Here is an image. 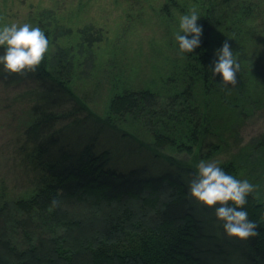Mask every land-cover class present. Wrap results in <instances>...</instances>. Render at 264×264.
Returning <instances> with one entry per match:
<instances>
[{"label":"trees","instance_id":"obj_1","mask_svg":"<svg viewBox=\"0 0 264 264\" xmlns=\"http://www.w3.org/2000/svg\"><path fill=\"white\" fill-rule=\"evenodd\" d=\"M215 12L210 3L197 12L201 45L184 53L168 89L124 90L107 116L75 92V65L60 47L51 56L48 47L35 72L7 73L0 65V84L34 85L24 141L37 179L27 196L0 195V264H264V202L250 193L240 209L258 224L259 235L229 237L215 214L219 205L191 196L198 167L160 151L201 148L214 134L211 95L228 115L256 89L246 90L249 74L241 70L235 86L213 76L215 53L228 40L218 34L224 24ZM129 116L150 131L153 144L124 129ZM219 146L210 143L207 157ZM242 167L220 165L235 179Z\"/></svg>","mask_w":264,"mask_h":264},{"label":"rangeland","instance_id":"obj_2","mask_svg":"<svg viewBox=\"0 0 264 264\" xmlns=\"http://www.w3.org/2000/svg\"><path fill=\"white\" fill-rule=\"evenodd\" d=\"M207 3L224 24L218 34L231 42L240 70L249 74L246 90L256 89L228 115L211 95L214 134L204 138L201 148L189 153L165 146L160 151L196 166L201 161L219 167L239 163L237 180L251 183V194L264 202V0H0V25L28 23L47 30L49 56L58 47L70 54L75 65L71 86L93 112L107 116L113 97L124 90L169 88V79L186 62L175 39L177 33L184 35L180 17L193 5L200 12ZM33 90L32 83L0 84V195L8 200L27 196L37 183L24 141ZM131 119L122 121L124 129L153 144L150 131ZM68 120L61 119V125ZM210 143L220 146L207 157Z\"/></svg>","mask_w":264,"mask_h":264},{"label":"clouds","instance_id":"obj_3","mask_svg":"<svg viewBox=\"0 0 264 264\" xmlns=\"http://www.w3.org/2000/svg\"><path fill=\"white\" fill-rule=\"evenodd\" d=\"M200 17L197 8L190 7L189 14L180 17L179 29L184 33L175 35L181 53H192L200 47L203 27L197 24ZM191 37V38H189ZM0 47L4 53L0 55V65L5 72L24 74L25 71L35 72L48 51L49 41L40 27L28 23L17 25H0ZM212 61L213 76L222 74L225 85L237 84V73L240 64L234 59L231 45L225 40ZM198 172L189 182L191 196L208 207H215L218 220L223 221V228L229 237L247 239L259 235L258 224L250 221L248 213L240 210L246 204V197L252 193L254 186L247 180H237L227 174L215 162L199 163ZM232 202L235 206H229ZM53 200V204H57Z\"/></svg>","mask_w":264,"mask_h":264}]
</instances>
